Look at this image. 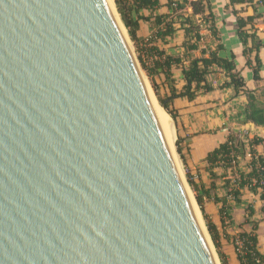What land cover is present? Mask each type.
Listing matches in <instances>:
<instances>
[{
	"label": "water",
	"instance_id": "1",
	"mask_svg": "<svg viewBox=\"0 0 264 264\" xmlns=\"http://www.w3.org/2000/svg\"><path fill=\"white\" fill-rule=\"evenodd\" d=\"M126 36L107 0H0V264H220Z\"/></svg>",
	"mask_w": 264,
	"mask_h": 264
},
{
	"label": "crops",
	"instance_id": "2",
	"mask_svg": "<svg viewBox=\"0 0 264 264\" xmlns=\"http://www.w3.org/2000/svg\"><path fill=\"white\" fill-rule=\"evenodd\" d=\"M127 1L128 5L132 3L131 0ZM208 1L210 8L205 11L204 15L211 13L217 35L213 36L208 29L207 22L201 19L199 15L193 16L192 19L195 24L199 23L200 25L199 33L201 35L196 49H188L184 45L187 38L183 28L180 27V23L176 21V17H174L175 31L173 35L160 40L153 35L157 30V26L153 22V16H149V10L140 9L136 13L132 11L131 17L133 19H138L140 16L138 19L139 26L135 31L140 45L139 54L146 64L152 68V76L155 79L159 93L163 98H166L170 96L171 90L176 93L180 92L184 84L182 67L188 66L192 58L206 56L208 50H214L217 44H221L223 49L219 51V55L225 58L233 56L235 70L243 77L244 89L252 91L257 103L264 107V46L260 47L258 51L261 67L259 70L260 78L256 80L253 77L252 66L246 64L243 45L237 35V14L240 16L251 15L254 12L253 8L236 0ZM159 2L160 7L154 14L168 12L165 5L167 0H159ZM183 10H185V14L191 13V8L188 5ZM255 27L258 29V37L264 43V12L257 19ZM152 44L163 52L162 56L153 49L145 50L146 47L148 48ZM202 50H205L206 53L202 54ZM165 55L177 57L179 62L171 63L168 68L162 66L161 63ZM154 62H158L160 65L155 67ZM213 71L206 76L207 81L213 86L211 91L200 92L193 100H188L186 97H174L171 100L170 103L176 115V121L172 119L174 123V125L172 123V126L176 136L178 134L180 137L179 146L184 158V166L198 183L205 212L218 228L219 243L224 260L226 264H239L233 243L238 237L236 234L239 231H249L251 229V223H244L248 214L246 209L248 205H251L253 209L249 220L257 222L255 233L258 248L264 255V202L258 194L243 188L240 196L241 202L235 203L231 197H228L230 205L228 214L231 217L225 219L224 224H222L219 215L220 203L215 201V198L225 196L226 189L222 187L221 179L218 178L214 183V188L208 190L212 179L209 175L206 155L219 143L225 141L229 134L248 138L261 137L263 142L255 148L258 153H262L264 127L245 120L244 111L247 96L243 94L242 90L236 93L232 86H221L224 81L229 80L225 71L217 67H213ZM249 158L248 152L239 156L238 169L248 170L247 162ZM214 172L218 174L221 169L214 168ZM241 226H243V229L240 228Z\"/></svg>",
	"mask_w": 264,
	"mask_h": 264
},
{
	"label": "trees",
	"instance_id": "3",
	"mask_svg": "<svg viewBox=\"0 0 264 264\" xmlns=\"http://www.w3.org/2000/svg\"><path fill=\"white\" fill-rule=\"evenodd\" d=\"M132 3L128 5L127 0H114L117 12L120 15L127 33L134 44L137 59L140 66L146 75L150 78L153 90L157 97V100L161 106H163L173 120L176 119L175 110L172 108L171 100L174 97H186L188 100H193L200 92H209L213 89V86L207 81L206 76L209 73L214 72L213 67L221 68L225 71L228 81H224L221 86H232L234 91L238 93L243 91V94L247 96V103L245 106V120L250 121L256 125L264 127V107L257 103L256 97L250 90H245L243 77L239 72L235 70L233 62V56L231 58H225L219 55V51L223 49L221 44H217L214 50H208L207 55L192 58L189 61L188 66L182 67V74L184 84L180 92L176 93L171 90L170 96L163 98L159 93L155 79L152 76V68H150L142 56L139 54L140 45L136 36V29L138 28V19L131 17L132 11L135 13L140 9L149 10V16H153V22L157 26V30L153 33L157 39L164 40L168 36H172L175 31L174 17L178 18L180 27L183 28L185 37L187 40L184 45L188 49H196L197 43L201 39L200 25L195 24L193 16L199 15L208 24V29L213 36L217 35L216 29L213 25V19L211 13L205 14L206 10H209L210 4L208 0H167L166 7L168 12L154 14V12L160 7L159 0H131ZM235 1V0H234ZM237 2H244L253 8V14L247 16H240L237 14L236 26L237 35L243 45V55L246 58V64L252 66L254 79H259V70L261 67V61L258 56L260 47L264 46L260 38L257 35L258 29L255 27L257 19H259L264 12V0H236ZM259 2H262L260 4ZM114 6L113 0H111ZM188 5L191 8L190 14L181 13L178 15V11H182L184 7ZM114 6V8H115ZM261 9V10H260ZM237 12L235 11V14ZM148 16V18H149ZM144 43V42H143ZM145 44V43H144ZM146 49H153L160 56L163 52L158 50V47L154 44L150 45ZM206 51L202 50V54ZM179 62V58L169 55L164 56V60L161 63L162 66L167 68L171 63ZM155 67L160 63L154 62ZM176 121V120H175ZM179 135L175 142L176 150L180 156L183 164L184 158L179 146ZM263 139L258 136L238 137L235 134H229L225 141L219 143L215 148L209 151L206 155V161L209 166V175L211 177V183L208 190L214 188L216 179H221L222 187L226 189V194L223 197H216L215 201L220 203L219 215L221 223L224 224V220L229 216L228 210L230 208L228 197L235 203L241 202V190L247 188L254 194H258L259 198L264 202V148L262 153H258L256 146L261 144ZM248 152L249 159L247 162L248 170L243 171L238 169V158L241 155H245ZM214 168H220L221 172H214ZM186 169V168H185ZM186 179L192 192L194 193L195 200L201 211L205 226L216 249L217 255L221 264H226L224 255L222 253L219 243V232L217 226L212 222L208 214L205 212L203 198L199 193V185L196 180L189 174L186 169ZM203 187V186H202ZM248 214L244 223H251V229L249 231L241 230L236 235L242 241L243 253H237L239 264H264V255L258 248L257 235L255 233L257 229V222L249 220L252 216L253 209L251 205L246 207ZM235 238V236H234Z\"/></svg>",
	"mask_w": 264,
	"mask_h": 264
},
{
	"label": "bare ground",
	"instance_id": "4",
	"mask_svg": "<svg viewBox=\"0 0 264 264\" xmlns=\"http://www.w3.org/2000/svg\"><path fill=\"white\" fill-rule=\"evenodd\" d=\"M107 2L109 3V6L112 8V10L114 9V11H116L115 8H113L114 6L111 5V4H112V3H111V0H110V1L107 0ZM115 13H116V12H115ZM115 16H117V20H118V22H119V25L121 26V28H122V30H123V33L125 34V32H124V27L122 26L121 21L118 19V14L116 13ZM126 38H127V37H126ZM155 107H156V111H157L158 117H159V119H160V122H161V124H162V126H163V128H164V131H165V133H166V135H167V137H168V139H169V141H170V144H171V146H172V148H173V150H174V142H175L174 137L176 138V134H175V131H174V129H173L172 122H171V120H170V118H169V115H167V114L165 113V111H164L161 107L158 108V106H157L156 103H155ZM161 109H162V110H161ZM173 132H174V133H173ZM174 152H175V150H174ZM175 155H176V153H175ZM176 159H177V162H178V166H179V169H180V173H181V175L183 176V170H182V168H181V166H180V162H179V160H178V158H177V155H176ZM191 197H192V196H191ZM194 206H195V209H196V212H197V217H198L199 221L201 222V218H200V215H199L198 208L196 207L195 204H194ZM201 224H202V226H203V223H202V222H201ZM203 229H204V226H203ZM207 236H208V235H207Z\"/></svg>",
	"mask_w": 264,
	"mask_h": 264
},
{
	"label": "rangeland",
	"instance_id": "5",
	"mask_svg": "<svg viewBox=\"0 0 264 264\" xmlns=\"http://www.w3.org/2000/svg\"><path fill=\"white\" fill-rule=\"evenodd\" d=\"M110 1V0H109ZM113 3H114V0H113ZM112 5V4H111ZM114 6H115V3H114ZM116 7V6H115ZM114 8V7H113ZM117 10V9H116ZM113 11H114V9H113ZM114 12H116V11H114ZM181 13H185V10H182V11H178V15H180ZM116 14V13H115ZM119 16V15H118ZM176 21L177 22H179L178 21V18H176ZM199 24V23H198ZM203 24V23H202ZM206 24V23H205ZM193 26H195V27H197L196 25H195V23H194V25ZM124 32H125V30H124ZM125 36H126V32H125ZM127 37V40H128V42H129V44H130V46H131V50H132V52H133V54H134V56L136 57V59H137V54H136V51H135V47H134V44H133V42L131 41V39L129 38V36H126ZM137 61H138V63H139V60L137 59ZM139 65H140V63H139ZM142 69V68H141ZM142 72H143V74H144V76H145V78H146V80H147V82L149 83V85L151 86V88H152V92H153V94L155 95V92H154V90H153V86H152V83H151V80H150V78L146 75V73L143 71V69H142ZM156 96V95H155ZM157 98V97H156ZM155 102H156V100H155ZM157 104V103H156ZM157 106H158V108L160 107L158 104H157ZM162 110V109H161ZM174 133V132H173ZM176 139H177V136H176V138L174 137V140H175V142H176ZM174 142V143H175ZM175 148H176V145H175ZM178 157H180V156H178ZM177 157V158H178ZM180 166H181V168H182V170H183V178L187 181V179H186V169H185V166H184V164H183V162H182V160H181V158H180ZM193 193V192H192ZM194 194V193H193ZM199 215H200V213H199ZM202 215V214H201ZM201 215H200V218H201V222L203 223V226L205 225V221H204V219H203V216L201 217ZM240 228H242L243 229V226H241ZM249 228V227H248ZM262 232V231H261ZM214 246V245H213ZM214 250H215V252H216V249H215V247H214ZM216 254H217V252H216ZM217 257H218V255H217ZM218 261H219V263L221 264V262H220V259H219V257H218Z\"/></svg>",
	"mask_w": 264,
	"mask_h": 264
},
{
	"label": "built area",
	"instance_id": "6",
	"mask_svg": "<svg viewBox=\"0 0 264 264\" xmlns=\"http://www.w3.org/2000/svg\"><path fill=\"white\" fill-rule=\"evenodd\" d=\"M260 4H262V2H259ZM234 247H235V251L236 253H243L242 251V241L237 237L235 240H234Z\"/></svg>",
	"mask_w": 264,
	"mask_h": 264
}]
</instances>
